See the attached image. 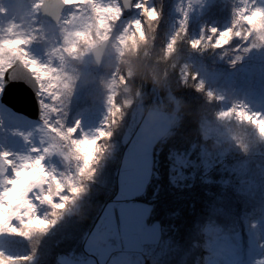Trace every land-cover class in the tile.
Wrapping results in <instances>:
<instances>
[{"label": "rangeland", "instance_id": "rangeland-1", "mask_svg": "<svg viewBox=\"0 0 264 264\" xmlns=\"http://www.w3.org/2000/svg\"><path fill=\"white\" fill-rule=\"evenodd\" d=\"M214 1L135 0V11L128 17L124 16L122 0L67 3L58 22L61 32L53 46V49H59L62 61L51 67V55L44 54L46 38L39 29L57 23L43 16V0H0V90L4 89L6 68L19 58L6 48L7 41H21L17 45L21 53L26 54L29 61H36L41 66V73L47 72V75H37L31 64L25 63L39 82L43 108L40 120L14 111L0 97V152L11 153L8 159L13 161L12 164H4L0 159V192L12 187L5 181L15 177L14 169L25 158L43 156L40 161L44 169L40 173L41 182L34 183L26 193L31 207H13L18 208L25 221L29 216L44 221L46 229L33 231L30 236L0 233V241L8 238L9 244L16 245L10 251L0 245V253L10 257H31L18 260L16 264H41V248L44 247L39 241L41 234H55L61 220L67 221L79 214L84 191L93 185L91 181L96 171L104 168V162L111 158L119 159L116 162L117 190L114 198L104 205L92 227L84 226L75 234L76 240H81L76 255L56 257L55 261L58 264H146L145 261L151 258L152 264H169L167 256L173 241L165 237L158 244L162 236L161 224L149 220L152 204L142 195L153 172L155 145L171 131L173 122L177 121L179 105L170 96L174 105L169 113L156 106L162 99L158 91L134 89L132 78L135 70L125 58L140 50L148 59L151 48L147 46L146 51L144 42L153 33L161 39L166 53H170L178 34L189 30L195 20L200 21L201 31L207 29L215 43L221 45L231 36H242L243 27L247 29L252 25L247 19L249 14L256 8H264V0H234L232 21L216 26L215 20H201L203 12L208 11ZM108 8L113 9L109 15L105 11ZM117 9H122L123 14ZM259 15L253 17V21L258 20ZM197 29L190 31L193 35L191 41L195 44L201 40ZM229 29L231 32L224 35ZM105 38L111 39L108 58L95 72L92 47ZM182 70L185 75V69ZM254 71L255 68H251V72ZM251 72L243 69V77L252 79L255 74ZM195 77L202 81L199 72ZM254 81L264 82V72L258 74ZM153 83L155 87L158 82L153 80ZM207 94L217 101L215 117L242 120L238 111L243 110L256 119L264 120V101H256L249 95L251 93L237 95L235 89L216 86L207 88ZM146 97L153 101L151 107L145 102ZM131 107L132 119L123 141H120L113 135V129L116 122L118 127H122L121 119ZM243 120L251 122L257 135L264 139L255 119ZM69 128H74V132L68 133ZM251 129L253 127L244 126L248 134ZM203 131L206 137L211 136L207 121L203 124ZM219 136L218 143L221 141ZM85 137L96 142L90 151L88 148L77 149L73 143ZM85 154L89 156L88 168L82 172ZM73 188L78 191L74 193ZM57 204L64 206L54 207ZM4 208L5 205L0 204V210ZM251 211L248 216H243L237 228L222 231L215 227L202 229L200 238L192 242L194 247L190 246L196 252L192 264H264V205ZM11 224L20 227L21 221L13 216ZM33 241L35 243L29 245ZM192 251H185L181 261L186 262Z\"/></svg>", "mask_w": 264, "mask_h": 264}, {"label": "trees", "instance_id": "trees-1", "mask_svg": "<svg viewBox=\"0 0 264 264\" xmlns=\"http://www.w3.org/2000/svg\"><path fill=\"white\" fill-rule=\"evenodd\" d=\"M233 5L234 0H215L201 20H215L216 26L232 21ZM199 22L193 21L189 30L178 34L168 54L161 39L153 33L144 42L146 51L151 48L148 59L140 50L125 58L135 70L134 89L158 91L162 99L156 106L169 113L174 105L170 96L179 105L177 121L155 145L153 172L142 195L152 204L149 220L161 224L158 244L165 237L173 241L167 256L169 264H192L196 252L190 246L194 247L192 242L200 238L202 229L237 228L243 216L264 205V139L249 121L215 117L217 101L207 94V88L222 86L235 89L237 95L251 93L256 101H264V82L254 81L264 72V26L257 23L255 27H243L242 36H231L217 45L207 29L200 30ZM193 28H198L201 35L195 45L190 33ZM253 67L255 71L251 72ZM243 69L255 76L246 79ZM197 72L201 82L195 77ZM153 80L158 82L155 87ZM145 102L151 107L153 101L146 97ZM131 114L132 107L121 119L122 127L117 126L118 122L114 126L113 135L120 141L129 127ZM205 121L210 137L203 131ZM246 125L253 127L250 134L244 130ZM124 147L125 143L121 153ZM107 160L105 167L96 171L93 185L86 186L79 214L61 220L55 234H41L39 241L44 247L39 263L58 264L56 257L75 256L81 247L75 234L84 226L92 227L104 205L114 198L119 159ZM0 245L7 251L16 247L8 243V238H3ZM185 251L192 253L182 262Z\"/></svg>", "mask_w": 264, "mask_h": 264}, {"label": "snow or ice", "instance_id": "snow-or-ice-1", "mask_svg": "<svg viewBox=\"0 0 264 264\" xmlns=\"http://www.w3.org/2000/svg\"><path fill=\"white\" fill-rule=\"evenodd\" d=\"M79 0H67V3L73 4L78 3ZM137 7H141V5L137 4ZM112 8L105 9V11H112ZM147 11V9H144ZM116 11H119L120 14H123L122 9H117ZM153 14L155 15V10L153 9ZM243 11H247L244 9ZM259 15L258 20L253 21V17H256L257 14ZM243 19V17H241ZM249 21L252 22V26L255 27L257 23L264 26V8H256L254 9L249 16L247 17ZM213 32L216 31V29H212ZM231 32V29L228 30V32L224 33V35H228ZM21 41H7L5 42L6 48H10L13 55L19 56V58L23 61H25L26 64L30 63L33 70L36 72L37 75L44 74L47 75V72L41 73V66L37 65V62L34 60L29 61L26 57V54H22L21 50L17 47L18 44H20ZM195 41L193 44L195 45ZM5 79H7V73H5ZM12 85H7L4 89L0 90V97H2L3 92H6L7 87H11ZM19 86L24 88H29V84H27L25 81L21 80L19 81ZM222 115H227V113H222ZM238 115L241 119H248L253 120L255 119V122L257 123L259 130L262 135H264V120L256 119L251 114H248L244 112L243 110L238 111ZM79 125V121H77V127ZM74 128H69L67 131L68 133H73ZM103 134V133H101ZM73 143L76 145L77 149L81 148H88V150H91V147L95 145V140H90L87 137H85L82 140H74ZM47 152L48 149H45ZM11 155V153L4 151L0 152V159L3 160L4 164H12L13 161L9 160L8 157ZM84 168L81 169L83 172L84 169L88 168L87 161L89 160V156L87 154L84 155ZM43 160V156L36 157L35 159L25 158L23 163L14 169L15 171V177L14 178H8L6 179V183L12 185L10 188H5L3 192H0V204H4L5 208L3 210H0V233L8 232V233H17L24 236H30L33 231H45V222L34 218L32 216H29V219L25 221L23 218H21L20 213L18 211V208L14 209V205H30V202L26 198V193L28 192L29 188L34 183H40L41 182V175L40 173L43 172V166L40 164V161ZM72 191L75 193L78 191V189L73 188ZM45 199H48V197H45ZM49 202L51 203V200L49 199ZM64 205L57 204L54 205L56 208H62ZM25 215H28L27 213ZM17 217L21 221V226L16 227L11 224V217ZM31 259V257H10L5 256L3 253H0V264H16V261L18 260H28Z\"/></svg>", "mask_w": 264, "mask_h": 264}, {"label": "water", "instance_id": "water-1", "mask_svg": "<svg viewBox=\"0 0 264 264\" xmlns=\"http://www.w3.org/2000/svg\"><path fill=\"white\" fill-rule=\"evenodd\" d=\"M124 5V16H130L134 11L135 0H122ZM65 0H43L41 9L43 16L54 23L61 20L62 13L67 7ZM111 45V39L105 38L102 42L92 47L93 69L98 72L108 58V50ZM7 79L4 74V88L7 85L6 92H3L1 100L14 111L22 113L32 119L40 120L42 118V104L39 93V82L36 75L23 60L16 58L15 61L6 68ZM25 81L29 88L19 86V81ZM146 264H152L151 258L145 261Z\"/></svg>", "mask_w": 264, "mask_h": 264}, {"label": "bare ground", "instance_id": "bare-ground-1", "mask_svg": "<svg viewBox=\"0 0 264 264\" xmlns=\"http://www.w3.org/2000/svg\"><path fill=\"white\" fill-rule=\"evenodd\" d=\"M108 15H109V11H107ZM60 23L57 24H49V25H45L43 28L39 29V32H41L45 38H46V47L44 50V54H50V58H51V67L54 64H59L61 63L62 59L61 56L59 55V49L57 47H55L53 49V46L56 45L57 39L56 37L59 36L60 32H61V26L59 25ZM55 32L53 35L52 33ZM53 35V36H52ZM49 99V97L47 98V100Z\"/></svg>", "mask_w": 264, "mask_h": 264}]
</instances>
